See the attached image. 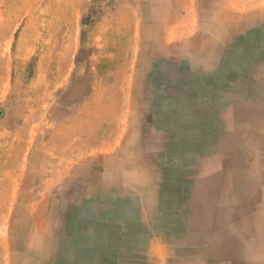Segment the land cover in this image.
<instances>
[{
    "label": "rangeland",
    "instance_id": "obj_1",
    "mask_svg": "<svg viewBox=\"0 0 264 264\" xmlns=\"http://www.w3.org/2000/svg\"><path fill=\"white\" fill-rule=\"evenodd\" d=\"M152 8L151 0H0L1 245L11 233L14 246L22 247L21 217L31 208L11 204L39 199L40 183L57 165L63 162L72 173L66 177L64 195H77L88 162L121 150L130 121L148 126L145 142L157 141L148 121L155 118L154 111L167 109L174 91H190L197 73L223 67L224 59L235 53L233 38L261 41L250 30L264 24V0H184L181 11L191 14L179 23L187 31L178 34L183 37L176 55H192L197 62H158L157 48L150 38L141 39L138 15L131 12ZM214 11H239V16L223 17L225 25L239 31L211 32L221 46L201 49L194 40L213 29L209 14ZM215 55L222 57L218 63H206L205 56ZM240 95L249 98L246 89ZM72 136L78 148L75 159L58 162L62 142ZM239 141L245 152L236 170L217 161L225 174L208 179L222 178V183L189 193V198L211 205L202 234L210 262L264 264V152L258 150V139L252 143L254 155L243 137ZM219 238L223 248L212 256Z\"/></svg>",
    "mask_w": 264,
    "mask_h": 264
},
{
    "label": "crops",
    "instance_id": "obj_2",
    "mask_svg": "<svg viewBox=\"0 0 264 264\" xmlns=\"http://www.w3.org/2000/svg\"><path fill=\"white\" fill-rule=\"evenodd\" d=\"M151 1L152 11H131L138 15L141 39L152 40L157 48L158 62L196 63L197 58L192 55H176L177 41L183 37L178 34L185 29H181L179 23L188 13L181 11L184 0ZM147 13H151L150 20L146 18ZM209 15L213 16V29L194 40L201 49L214 44L221 46L216 34L211 32L239 31L238 27L233 24L228 27L223 21L224 16H239V11H214ZM187 40L191 38L187 36ZM205 57L208 64L218 63L222 58L216 55ZM218 69L197 73V81L190 91L185 90L179 95L174 91L173 97L166 101L167 109H159L156 114L154 111L155 118L148 124L155 130L157 141L145 142L143 135L148 126L130 121L121 150L98 155L92 163L88 162L77 195L71 198L64 195L68 186L65 185L66 177L72 173L62 162L50 178L40 183L42 194L39 199L21 200L18 204L15 200L11 206L31 210L21 217L24 225L18 232V239L22 240V247L14 246L15 239L9 232L7 242L0 244V264H224V260L210 262L208 259L207 238L202 235L208 216L195 214L187 217L192 210L207 204L196 199L193 201L189 193L205 191L209 184L222 183V178L208 179L213 174L220 177L225 174L224 168H217V161L223 157L220 148L213 146L212 142L192 161L178 167L176 190L171 186L172 171L177 166V157L185 140L178 119L185 106L183 101L191 99L195 87L202 86ZM199 107L193 103L188 112L198 114ZM222 110L216 104L209 118L204 117L200 133L205 139L223 135L227 125L220 120ZM75 139L72 136L70 141L62 142L61 150L57 152L58 162L75 159L78 150L74 146ZM238 160L241 161V155ZM229 171L232 169L226 172ZM222 247L220 239V243L211 248L210 255H218Z\"/></svg>",
    "mask_w": 264,
    "mask_h": 264
},
{
    "label": "bare ground",
    "instance_id": "obj_3",
    "mask_svg": "<svg viewBox=\"0 0 264 264\" xmlns=\"http://www.w3.org/2000/svg\"><path fill=\"white\" fill-rule=\"evenodd\" d=\"M261 12H263V11H261ZM260 21H262V20H260ZM250 32L255 37L261 36L260 37L261 38L260 43H257V44H255V43H244L243 42L244 38L242 39V37H241V39H238L237 37L233 38L234 41L236 42L235 45L232 46L235 49L234 55L228 56L226 59H224V64H223L224 66L221 67L220 69L216 70L213 73V77H211L210 79L205 81L202 86L195 87L196 90L193 93V97L192 98L190 97L191 99L183 101L185 106H183V109L181 111L179 110L180 112L178 114V119L180 121L179 127L185 135V140L183 141V145L180 149L181 152H179L178 157H177V159H178L176 161L177 166L172 171L171 186L173 188L176 185L175 181L177 179V168L180 167L182 164H184L187 161H190V160L192 161L193 157L198 152H201V151L207 149V147H209L210 145L213 144L212 142H214L213 146H217L218 148H220V151L222 153L221 155L223 156L221 159L222 164H224L225 166L228 165L229 167H234L235 169L233 168V170H236L238 163L241 162L238 160V156L241 155L242 152H245V147L243 148L244 144L240 143L239 138H241V137L244 138L246 144L250 147V152L249 151L248 152L251 155H254V153H255L253 150V147H252V143L254 142V138L261 141L260 145L258 146V150L260 149L261 153L264 152V147L262 146V143L264 144V94H262L264 91V24L258 25V27H255L253 30H250ZM203 47H205V46H203ZM241 85L244 86V88H241V89L243 91H245V89H246V93H247V95H249L248 100H245V98H242L240 95V91H241L240 86ZM180 90H179V92L183 93ZM253 99H254V101H253ZM255 99H256V101H255ZM177 101H179V100H177ZM193 103L200 106L199 107L200 112L198 114H191L190 112H188L189 106L192 105ZM216 104L219 105L223 109L222 113H221L220 120L222 121V123H225V125H227V127H225V129H224L223 135L220 134L219 136H216L215 139L213 137H210L211 140L208 139V137H207V139H205V137H203V135L200 133L202 122L204 121V117L207 118L210 115L211 109ZM175 128H178V127L176 126ZM207 159H209V158H206V160ZM165 189H167V188H165ZM238 192H239L238 194L240 197V195H242V192H240V191H238ZM170 199L172 202L173 201L172 200L173 199L172 194H171ZM178 200H179V198H177V201ZM210 208H211V205L206 204L205 206H201L199 208L192 210L187 217H189L190 215H195V214L199 215V216H200V214L208 216V214L210 215V213H211L209 211ZM236 209H239V208L236 207ZM187 217L185 219H187ZM232 217L234 218L237 216L232 215ZM170 218H168V219H170ZM225 238H226V236H225ZM137 244H136V246H137ZM190 248H192V247H190ZM173 250L174 249H172V251ZM215 250L218 251V249H216V248H215ZM190 252H192V250ZM185 253H187V252H185ZM175 261H176V259H175ZM241 264H242V262H241Z\"/></svg>",
    "mask_w": 264,
    "mask_h": 264
}]
</instances>
